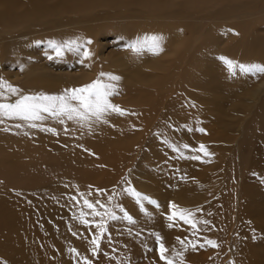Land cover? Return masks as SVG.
<instances>
[{
    "label": "rangeland",
    "instance_id": "rangeland-1",
    "mask_svg": "<svg viewBox=\"0 0 264 264\" xmlns=\"http://www.w3.org/2000/svg\"><path fill=\"white\" fill-rule=\"evenodd\" d=\"M0 1V77L17 86L21 94H58L90 83L101 72L112 73L121 79L115 82L119 94L111 99L130 113L111 114L107 123L93 121L90 126L76 121L61 124L52 118H13L0 124V134L4 132L0 137V264H84V257L93 264H163L155 234L163 237L170 251L184 252V264H263L264 228L258 231L256 226L264 224L258 223L264 214V160L251 141L257 136L254 113L236 133L224 122L235 119L220 112L236 102L243 104L248 88L264 74L237 71L231 75L220 57L264 63V0H200L183 7L163 3L161 8L146 7L140 0H121L119 6H114L118 0L112 4L111 0H74L75 13L66 10V5L61 12H54L52 8L60 0H43L49 1L46 8L42 0ZM29 6L43 9L42 14H32L39 22L31 18ZM58 6L56 10L62 8ZM12 9L13 14L9 13ZM153 11L156 17H140ZM225 12L240 15L234 21L222 18ZM78 17L91 19L88 27H60ZM25 20L28 24L21 25ZM39 26H52L50 31L56 34L26 33L22 42L10 37L13 30H36ZM152 34L163 37V51L136 52L129 47L138 37ZM69 40H75L80 48L60 57L48 43ZM89 40L91 43H86ZM85 49L92 55L85 57ZM152 63H159L164 70L150 69ZM43 68L50 73L40 76L45 73L40 71ZM145 68L146 74H152L145 85H140V80L136 86L129 82ZM32 69L39 72H27ZM69 71L71 75L89 74L80 80L71 78ZM32 123L38 126L32 127ZM57 127L56 132L44 130ZM183 128L188 135L181 133ZM200 128L205 131H198ZM231 135L233 141L228 140ZM183 136L193 141L191 148L204 144L212 155L190 159L203 154L181 148V156L169 145L180 146ZM243 138L247 140L246 152L236 147V141L243 142ZM227 144L233 149L221 148ZM26 155H31V160ZM19 163H24L23 167H18ZM125 179L160 207L145 201V212L133 198L115 195L127 187ZM97 189L105 190L104 194ZM78 192L91 193L88 199L109 207L121 204L135 219L134 224L124 219L109 221L108 235L96 256L90 243L96 229L80 222L82 202L77 207L69 198ZM108 196L114 198L108 200ZM172 202L182 208L202 209L196 213L201 221L199 232L193 235L182 221L169 227L167 214ZM115 211L122 215L119 209ZM177 237L199 243L185 251ZM206 239L216 241L219 247H200ZM71 248H76L80 257L70 252Z\"/></svg>",
    "mask_w": 264,
    "mask_h": 264
},
{
    "label": "snow or ice",
    "instance_id": "snow-or-ice-1",
    "mask_svg": "<svg viewBox=\"0 0 264 264\" xmlns=\"http://www.w3.org/2000/svg\"><path fill=\"white\" fill-rule=\"evenodd\" d=\"M163 37L161 35L152 34L138 37L137 40L129 45L136 52L143 50L153 51L158 53L163 51L162 47ZM49 47L52 48L57 57L63 56L66 51L78 50L80 45L75 40H69L63 43H57L56 41H49ZM86 43H91L87 41ZM85 57L91 56L92 53L85 49L83 52ZM52 59V56L48 57ZM220 59L225 62L231 75H236L237 71L244 74H252L258 76L264 74V63L251 62L241 63L228 57L221 56ZM121 79L118 75L112 73L101 72L98 77L79 87L66 88L59 94H21V90L11 84L8 80L0 77V124H3L6 119L18 118L26 121H42L48 118L58 120L61 124L66 121H76L80 124L91 125V122H103L107 123V117L111 114H117L120 116L129 115V110L122 108L119 104L113 103L112 97L119 94L118 82ZM18 96L17 99L11 100L10 97ZM135 115V113H131ZM32 127H37L35 123L31 124ZM45 131L56 132L54 128H45ZM191 130V129H189ZM200 132H204L205 129H198ZM167 142V141H165ZM174 151L183 156V152L180 146L175 144L169 145ZM183 149H187L193 152H199L203 155H192L188 158L201 160L204 157L212 155L209 153L208 148L204 144H199L197 148L193 149L189 144H183ZM125 184L122 193H116L115 195L124 194L135 200L138 206L147 212L144 202L148 204L156 205L160 207L159 202L148 196L145 193L137 190L131 183L125 179ZM97 193L104 194L103 189H97ZM91 193L87 195L83 192H78L76 196H70L69 198L75 202L77 207L81 206L80 215L78 219L82 224L94 226L96 232L91 236L90 243L92 245L91 252L93 256L99 254L102 241L108 235V223L109 221H116L120 219L127 220L129 223L134 224V217L121 205L115 204L109 207L106 203H102L99 200L93 202L88 199ZM114 196H108V200H112ZM171 211L167 214V219L171 222L169 227L176 226V221H182L184 224L190 226L193 235L199 232V225L201 221L196 218V213L202 211L201 208L195 210L182 208L174 202L169 205ZM84 208L88 211H84ZM115 209H119L122 215H118ZM92 217L88 219L87 217ZM99 218V219H97ZM204 224H208L209 221H203ZM76 235V233H73ZM156 235L158 242V258L163 264H184V252L183 251H170L165 245L164 239L159 234ZM177 240L181 245L187 248L195 249L199 241H186L177 237ZM205 244L211 247H219L216 241L206 239L204 244H200V247H204ZM74 253L76 257H80L81 253L76 248L69 249ZM84 264H93V261L88 257H84ZM234 264V262H233Z\"/></svg>",
    "mask_w": 264,
    "mask_h": 264
},
{
    "label": "bare ground",
    "instance_id": "bare-ground-1",
    "mask_svg": "<svg viewBox=\"0 0 264 264\" xmlns=\"http://www.w3.org/2000/svg\"><path fill=\"white\" fill-rule=\"evenodd\" d=\"M30 1V0H29ZM61 1V0H60ZM59 1V3H57L56 5L58 6H61L62 8L61 9H59V10H56L55 8L57 7L56 5H55V7L54 8H52L53 9V11L55 12V11H62L63 10V8L65 7V5H66V10H69V9H71L72 10V12H77L76 10H73V8L74 7H76L75 6V2H74V0L72 1V0H70V2H68L67 3V0H62L61 2ZM90 1V0H89ZM93 0H91V2H92ZM117 0H114V1H112L111 0V4H112V2H116ZM120 1L121 0H118V3L117 4H115L114 6H119V4H121L120 3ZM134 1V0H133ZM136 1V0H135ZM146 7H152V6H156V7H158V8H161V5L164 3L165 4V6H172V7H183V6H193V5H195L198 1H200V0H158V1H153V0H140ZM204 2H208V3H214V2H216L217 0H203ZM2 1H0V3H1ZM9 1H7L6 3H8ZM12 2V1H11ZM33 3H34V1H32ZM40 2V1H39ZM46 3L48 2L49 3V1H45ZM82 2V1H81ZM83 2L85 3V2H88L87 0L86 1H84L83 0ZM90 2V3H91ZM107 2V1H106ZM25 3H28V1H26ZM29 3H31V1L29 2ZM36 3V2H35ZM38 3V2H37ZM36 3V4H37ZM42 3L43 4H45V8L47 7L46 6V3H44L43 2V0H42ZM55 3V2H54ZM77 3V2H76ZM80 3V2H79ZM93 3V2H92ZM92 3H91V6H92ZM109 3V2H108ZM125 3V2H124ZM129 3H131V0H130V2ZM136 3H137V1H136ZM160 3V4H159ZM12 3H10V5H11ZM40 4V3H39ZM101 4V3H100ZM110 4V6H112ZM140 4V3H139ZM142 4V5H143ZM159 4V5H158ZM14 5V4H13ZM29 5V4H28ZM27 5V6H28ZM51 5H53L54 6V4H51ZM77 5V4H76ZM82 5H84V4H82ZM89 5L90 4H88V6L86 7V5H85V7L86 8H88L89 7ZM138 5V4H137ZM1 6H3V4L1 5ZM7 6H8V4H7ZM58 6V7H59ZM80 8H81V3H80ZM129 6V5H128ZM164 6V5H163ZM4 7V6H3ZM11 7V6H10ZM17 7H19V6H17ZM41 7H42V5H41ZM40 6H39V8L37 7L36 8V6H34V10H32L31 9V7L29 6V7H27V8H30L29 9V11L31 10V15L32 14H42L43 13V7L41 8ZM84 7V6H83ZM6 8V7H5ZM12 8V7H11ZM24 8V7H23ZM22 8V9H23ZM78 8V7H77ZM79 8V9H80ZM13 9H14V6H13ZM13 9L11 10V12H9V13H12V11H13ZM18 9V8H17ZM26 9V8H25ZM24 9V10H25ZM82 9V8H81ZM20 10V9H19ZM23 10V11H24ZM46 10V9H45ZM47 10H48V8H47ZM85 10V9H84ZM89 11H90V8L88 9ZM261 10L262 11H264V6L261 8ZM83 11V10H82ZM4 12H5V10H4ZM8 12L6 11V13L8 14ZM15 12V11H14ZM21 12V11H20ZM258 12V11H257ZM1 13V12H0ZM16 13H17V10H16ZM30 13H28V15H30ZM45 13V12H44ZM49 14H51V11L49 10V12H48ZM254 13H256V12H254ZM254 13H252L251 15H253ZM260 13V16H261V12H259ZM264 13V12H263ZM262 13V14H263ZM13 14V13H12ZM11 14V17L13 18V16L14 15H12ZM21 14V13H20ZM58 14V13H57ZM56 13H55V16H57V18H59L58 16H61V15H57ZM3 15H4V13H3ZM2 15V16H3ZM27 15V16H28ZM30 15V16H31ZM239 15L240 14H237V13H235V12H225V13H223L222 15H221V17L222 18H233V20L235 21V18L236 17H239ZM5 16H6V14L3 16L4 18H5ZM29 16V17H30ZM35 15H32L31 16V18L32 19H34L35 20V18H33ZM40 17H38L37 16V18H41V15H39ZM53 16V15H52ZM97 16H99V15H97ZM264 16V14L261 16V17H263ZM2 17V18H3ZM9 17V16H8ZM10 17V18H11ZM62 17V16H61ZM129 17V16H128ZM141 18H149V17H156V13H155V11H153V12H151L150 14H148V15H141L140 16ZM31 18H30V20H31ZM6 19V18H5ZM4 19V20H5ZM14 19V18H13ZM20 19H21V15H20ZM98 19V18H97ZM26 20H28V19H26ZM26 20H25V24H21V25H23V26H26V24H28L27 22H26ZM33 20V21H34ZM90 20L91 19H88V18H82V17H78V18H76L75 20L73 19V20H70L69 22H67L66 24H61V26L60 27H64V28H67V30H68V26H73V27H81V28H85V27H88V23L90 22ZM93 20V19H92ZM95 20H96V18H95ZM20 21H22V19L20 20ZM29 21V20H28ZM32 21V20H31ZM30 21V22H31ZM61 21V20H60ZM59 21V22H60ZM24 22V21H23ZM35 22H39V21H36L35 20ZM42 22V21H41ZM52 22V21H51ZM50 22V23H51ZM95 22V21H94ZM32 23V22H31ZM30 23V24H31ZM61 23V22H60ZM64 23H65V21H64ZM40 24V23H39ZM58 24V23H57ZM57 24H55L53 27H56V25ZM239 24H240V22H239ZM41 25V24H40ZM9 26V25H8ZM52 26H50L49 28H46V27H42V26H39L40 28L38 29H36V30H29V31H20V32H16L17 30H13L12 32L13 33H11V32H9L10 33V37L12 38V39H15V40H17L18 41V39L20 40L21 38H22V35H24V34H26V33H33V32H45V31H49L50 33H54V34H56L55 33V30H52V32L50 31V29H51V27ZM10 27V26H9ZM16 27H20V26H16ZM13 28H15V27H13ZM59 28V27H58ZM6 29V28H5ZM24 29V28H23ZM33 29V28H32ZM52 29H54V28H52ZM7 30V29H6ZM59 32H60V30H58ZM76 31V30H75ZM48 32V33H49ZM46 33V32H45ZM47 33V34H48ZM52 33V34H53ZM44 34V33H43ZM37 35V34H36ZM31 36V35H30ZM23 39H24V37H23ZM0 40H1V38H0ZM28 40V39H27ZM26 40V41H27ZM2 41H3V39H2ZM21 42H22V40H20ZM4 42H5V40H4ZM14 43V42H13ZM17 43V42H16ZM20 43V42H19ZM1 44V43H0ZM203 59H205V57L203 58ZM43 67H47L46 65H44ZM197 67V66H196ZM85 68V67H84ZM150 69H154V70H164L163 68V66H160L159 65V63H158V66H157V64L156 63H152L151 65H150V67H149ZM39 70V69H38ZM38 70H36V69H32V70H30V71H27V72H33V73H35V72H39ZM85 70V69H84ZM147 70L148 69H144V71H142V72H140L139 74H136V75H134L136 78H132V79H130L129 80V82L130 83H132V84H134L135 86L137 85V82H139V80H140V82H139V84L140 85H145L147 82H148V80H150L151 79V77H152V74H146V72H147ZM41 71V73H42V71L43 72H45L44 74H38V75H40V76H42V75H46V73L48 72L45 68H43V69H41L40 70ZM72 71V70H71ZM71 71H69V73L71 72ZM88 71V70H87ZM87 71H84V73H82V74H78V75H74L73 73V75H71V73L69 74V76L72 78V77H78L80 80L82 79V77H84L85 78V76H88V74H89V72L87 73ZM26 72V73H27ZM82 72V71H81ZM86 72V73H85ZM26 73H25V76H26ZM48 73H50V72H48ZM152 73V72H151ZM27 74H30V73H27ZM35 75H37V73L35 74ZM30 75H28V77H29ZM32 76H33V74H32ZM47 76H48V74H47ZM50 76V75H49ZM27 77V76H26ZM25 77V78H26ZM46 77V76H45ZM61 77V76H60ZM32 79H33V77H31ZM35 78V77H34ZM69 78V77H68ZM154 78V77H153ZM17 79V78H16ZM21 79V78H20ZM67 79V78H66ZM80 82V81H79ZM128 82V83H129ZM256 82V83H255ZM253 84H252V86L251 87H249L248 88V91H247V93H246V95L245 96H243V104H239L240 102H236V103H234V104H231L230 105V107L229 108H226V109H224V110H222L220 113L222 114V115H224V116H226V117H229V118H231L232 117V119H235L234 121H232V120H230V121H228V120H224V122H225V125H226V127L228 128V129H231V130H233L234 129V131L237 133L238 132V128H239V126L240 125H244V123L246 122V119H248V117L250 116V113L252 112V113H254V122L256 123V130L254 131L256 134H257V136H254V137H252V139H251V141L253 142V144H254V146H255V148L257 147V149H260V151L259 152H261V156H263V157H261L260 158V156H258L260 159H261V161L262 160H264V77H262V78H260V79H257L256 81H255ZM60 91V90H59ZM61 91H63V90H61ZM50 94H56V93H54V91H51V92H49ZM58 93V92H57ZM59 94V93H58ZM220 114V115H221ZM240 115V116H239ZM219 117H222V116H219ZM221 121L223 122V117H222V119H221ZM92 123H94V122H92ZM95 124V123H94ZM132 125V124H131ZM58 126V125H57ZM244 127V126H243ZM100 128V127H99ZM245 128H246V126H245ZM43 129V128H42ZM56 130H58V127H57V129ZM98 130V129H97ZM3 131H1V134H3L2 133ZM181 133H184V135L186 136V135H188V133H186V131H185V129L183 128V129H181ZM0 134V137L1 136H3V135H1ZM9 134V133H8ZM8 134H4V137L6 136V135H8ZM56 135H57V133H56ZM65 135V134H64ZM82 135V134H81ZM255 135V134H254ZM62 136V135H61ZM185 136H183V142H182V138L180 139V141H181V143H179L180 144V147L182 148V145L183 144H192V142L193 141H187V139L185 138ZM10 137V136H9ZM3 138V137H2ZM6 138H8L7 136H6ZM4 139V138H3ZM11 139V138H10ZM6 139H4V141H5ZM228 140L229 141H233V136L231 135V136H228ZM239 140V139H238ZM10 141V140H9ZM236 141V140H235ZM7 142V141H6ZM3 143V142H2ZM1 143V144H2ZM4 144H5V142H4ZM246 144H247V140H246V138H243V142L240 140V141H236V147L237 148H241V147H243V150L246 152V149H244L245 147H246ZM4 146V145H3ZM9 147V146H8ZM222 149H225V150H227V151H229V150H232L233 148L230 146V144H227L226 146H224V147H221ZM257 149H256V151H257ZM11 150H12V148H11ZM182 150H185V149H183L182 148ZM9 151V150H8ZM7 151V152H8ZM18 151V150H17ZM237 151V150H236ZM2 152V151H1ZM5 152V151H4ZM9 152H11V151H9ZM259 152H257V155H258V153ZM12 153V152H11ZM256 153V152H255ZM1 155V154H0ZM21 156V155H20ZM27 156V158L28 159H30V156L31 155H26ZM22 157V156H21ZM230 157V156H229ZM23 158V157H22ZM24 158H26V157H24ZM26 158V159H27ZM230 158H232V156L230 157ZM14 159V158H13ZM18 159V158H17ZM36 159V158H35ZM34 159V160H35ZM42 159V158H41ZM258 159V158H257ZM1 160V159H0ZM25 160V159H24ZM31 160V159H30ZM43 160V159H42ZM246 160V158H245V155H243V161H245ZM20 161H21V159H20ZM19 161V162H20ZM26 161V160H25ZM38 161V160H37ZM44 161V160H43ZM259 161V160H258ZM260 161V162H261ZM13 163V162H12ZM21 163V162H20ZM20 163H19V165H18V167H23V164H22V166H20ZM259 163V162H258ZM258 163H257V165H258ZM262 163V162H261ZM13 164H15V163H13ZM16 165V164H15ZM27 165V164H26ZM38 165V164H37ZM264 165V164H263ZM17 166V165H16ZM259 166V165H258ZM34 167V166H33ZM41 167V166H40ZM263 168V167H262ZM244 176V175H243ZM245 180V179H244ZM244 183V182H243ZM249 215V214H248ZM257 216V215H256ZM255 216V217H256ZM259 216V215H258ZM262 216V220H260L258 223H261V221H262V223H264V214L263 215H261ZM261 216H260V218H261ZM244 218V217H243ZM243 222H244V220H243ZM249 222V221H248ZM247 222V223H248ZM256 222V221H255ZM254 222V223H255ZM252 224H253V222H251ZM250 223V224H251ZM244 224H246V223H244ZM264 225V224H263ZM262 224H260V227L259 226H256L257 228H258V231H260V228H264V226H263ZM245 226V225H244ZM247 226V225H246ZM263 226V227H262ZM264 230V229H263ZM249 231V230H248ZM252 232V231H251ZM248 233V232H247ZM251 235V234H250ZM255 235V234H254ZM261 237L263 238V240H264V233H261ZM259 238V237H258ZM253 242V241H252ZM264 244H262L261 245V247L263 246ZM250 249V248H249ZM256 250V249H255ZM261 250V249H260ZM264 250V249H263ZM250 251H252V250H249V253H250ZM258 252V251H257ZM258 256V255H257ZM248 264V263H247ZM252 264H254L253 262H252ZM263 264H264V262H263Z\"/></svg>",
    "mask_w": 264,
    "mask_h": 264
}]
</instances>
